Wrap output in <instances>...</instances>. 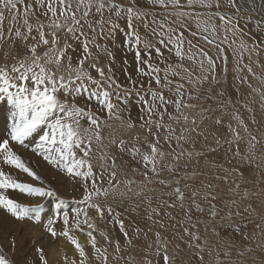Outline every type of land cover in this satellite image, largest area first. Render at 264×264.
Segmentation results:
<instances>
[{
	"label": "snow or ice",
	"instance_id": "snow-or-ice-1",
	"mask_svg": "<svg viewBox=\"0 0 264 264\" xmlns=\"http://www.w3.org/2000/svg\"><path fill=\"white\" fill-rule=\"evenodd\" d=\"M147 2L162 9H174L175 11L170 15H175L178 19H195L198 31L191 32V35L199 34L205 44L216 50V56L209 55V51L193 45L192 41L185 37L184 31L174 29L164 21L158 23L153 21L157 23V27L151 32V37L155 39L142 36L134 26V22L143 20L147 13L139 7L138 0H0V53H2L0 99L6 100L11 105L9 111L12 120L7 137L3 135L0 127V162L26 174L32 181H40L43 185L41 177L12 147V142L24 145L26 138L41 132L39 143L33 151L38 152L50 165L81 184L83 195L80 203L84 207L76 210L71 224L69 212L64 211L62 231L57 233L53 226L61 218L58 205L55 216H50L44 225L54 238L59 234L75 246L79 260H66V264H94V262L109 264L107 248L97 246L98 241L94 235L97 232L95 220L96 218L104 220L106 215L113 216V209L106 201L120 184H124L128 192H133L132 185L137 183L135 179H117L116 158L107 152L100 155L104 163L98 170L93 164V145H103L105 138L102 131L108 121L118 120L128 129L138 126L144 131L143 138L140 135L132 138L134 143L124 139H120L118 144L114 139L110 143L117 144L121 152L129 153L133 160L141 164L143 171L140 174L150 183L149 173L160 177L166 169L168 173L174 174L178 172L179 163L184 157L191 161L193 156L205 155L203 150L190 151L184 148V144L192 143L194 148L195 142L191 133H195L198 137L203 136L205 140L208 139L199 130L195 116L190 120L189 113L200 107L199 115L202 123L207 119L203 113L212 109H205L202 105L190 101L199 100V86L209 81L218 82L217 60L222 62L223 70L225 74L227 73L228 57L225 47L232 51L234 57L237 52L239 53L236 69L238 72L247 69L248 74L264 85V72L257 75L252 67L254 63L256 67L264 69V64L260 61L261 53L264 52V41H256L251 37L252 43L249 44L244 39L249 33L239 26V21L244 20L245 27L253 24L256 33L264 34V17L254 19L251 12L255 9L251 8L249 11V8L245 7V4L251 6L254 0H226L227 6L235 9V14L220 11L221 0H186V4L181 0H147ZM194 6L209 10L215 8L216 11H210L207 19H201L202 13L184 10L193 9ZM213 17L219 19V25ZM120 19H125L127 22L129 31L125 43L128 49L134 52L137 66L136 78L126 72L125 83H121L115 77L112 68V63L115 62L113 53L98 42L99 39L105 38L106 35L111 36L115 32L118 27L116 21ZM6 22L7 33H5ZM181 27H184L183 21ZM218 29L223 33L222 38L219 37ZM237 40L239 45L234 49L233 45ZM6 44L10 46L4 51ZM165 52L168 53L167 56ZM245 53L250 63L244 64L241 68L239 64L243 63ZM101 55L108 57L107 64L101 63ZM254 56L255 60H253ZM237 79L252 88L247 76H238ZM165 91L168 93L167 96ZM236 91L239 93L240 89L237 88ZM252 91L257 92L259 89L252 88ZM133 95L137 98L136 104L140 112L138 124L133 122L130 115L128 119L122 115L128 111ZM219 95L223 96L224 93L220 92ZM81 98L85 99L86 103H79ZM261 100L264 101V92L261 93ZM227 103L231 105L232 101L229 100ZM165 117L169 123L165 122ZM3 120V109L0 107V124ZM232 120L236 124L234 126L230 121L227 125V130L232 135L229 143L240 139L238 128L248 131V126L238 111L232 114ZM181 121L185 127L177 130L172 122L180 124ZM214 123L220 126L222 120L217 117ZM253 123H255L254 119ZM251 139L255 141L256 137L252 136ZM216 144H220L219 138L216 139ZM176 148L180 151H176ZM207 150L214 152L216 149L208 146ZM167 157L171 158V162L164 163ZM184 167L187 168V164ZM137 171L136 168L131 169L132 173ZM196 175L198 173H192L193 177ZM185 178H188L187 172ZM158 183L171 189L166 195L175 196L181 209L185 208V200L190 201L184 213L187 221L192 220L193 211L205 212L204 205L197 197L207 204V214L211 218L217 216V205L214 203L217 196L213 191H205L201 194L200 190L196 189L191 191L190 196H186L185 189L190 185L185 184L182 188L180 179L161 178ZM204 187L212 189L213 185L209 183ZM236 188L239 189V185ZM10 190L32 197L57 196L54 189L19 181L0 167V208L18 220L29 218L40 222V206L29 207L17 202L6 194ZM229 191L233 190L229 189ZM136 195H141V192H136ZM165 203L168 208L177 206L174 202ZM230 203L236 204V200H231ZM148 206V220H153V214L160 215L159 207H151L150 198ZM89 210L96 214L95 217L89 215ZM235 214L240 215L238 211ZM166 215L171 219L170 213ZM117 222L126 243L131 245L132 237L129 236L123 220ZM154 222L160 223L163 227L162 222ZM184 223L183 220L178 221L183 228L184 236L190 237L192 242L199 241L201 239L199 234L190 231L188 227H183ZM195 227V224H191V228ZM235 230L239 231V228ZM74 231L86 236L87 245L81 244L78 237L70 235ZM143 231L140 227L134 228L137 239ZM99 234L109 245L114 244L116 253L121 251L119 240L113 241L104 231H100ZM144 235L147 238L146 232ZM154 236V242L149 243L147 249L154 250L155 264H161V260L163 264H172L166 240L161 238L159 232H155ZM193 246L203 250L198 243L189 244V247ZM88 247L91 249L90 252L86 250ZM36 251L40 253L41 264H47L43 251L39 248ZM200 259L203 260V257L201 256ZM0 264H15L14 260L4 252L3 247H0ZM142 264H153V259L145 257Z\"/></svg>",
	"mask_w": 264,
	"mask_h": 264
},
{
	"label": "rangeland",
	"instance_id": "rangeland-1",
	"mask_svg": "<svg viewBox=\"0 0 264 264\" xmlns=\"http://www.w3.org/2000/svg\"><path fill=\"white\" fill-rule=\"evenodd\" d=\"M181 2L186 4V0H181ZM221 2L222 7L220 11L235 14V9L231 8L230 10L226 0H221ZM138 4L147 13V16L143 20L134 22V26L142 36L155 39L151 37L152 29L157 27V23L153 21H164L166 25L184 31L185 37L190 39L193 45L209 51V55L216 56V50L205 44L199 34L197 36L191 35V32L198 31L195 19H178L175 15H170L171 12L175 11L174 9H162L149 4L147 0H138ZM245 7L249 8V11H251V8L255 9L254 12H251L254 19L264 17V0H254L251 6L245 4ZM184 10L202 13L205 16L204 18L201 16V19H207L206 16L210 11H216L215 8L209 10L198 6H194L193 9L185 8ZM213 19L219 25V19L217 17H213ZM181 21H183L184 27H181ZM116 23L118 27L115 32L111 36L106 35L105 38L99 39L98 42L106 46L113 53L115 58V62L112 63L113 72L121 83H125L126 72L131 74L134 79L136 78L137 66L134 59V52L129 50L125 43V38L129 31L127 22L125 19H120ZM239 26L241 28L245 27L244 20L239 21ZM244 30L249 33V35L244 37L246 41L248 40L247 42L249 44L252 43L251 37H254L256 41H264V34L256 33L253 30V24H248ZM218 32L219 37L222 38L223 33L219 29ZM5 33H7V22L5 24ZM238 45L239 40L233 45V48H238ZM9 46L7 44L4 45L3 50L7 51ZM225 52L228 57L227 73L225 74L223 70L222 62L217 60L216 78L218 82L212 83L209 81L203 84V86H199V100L190 101L191 103L202 105L205 109H212V111L203 113L207 119H204L202 123H200V107H197L189 113L190 120L195 116L199 124V130L208 139L205 140L203 136L198 137L195 133H191L192 139L195 142L194 148L192 143L184 144V148L190 151L203 150L205 152L204 156H193L191 161L187 157H184L179 163L178 172L174 174L168 173L166 169L161 173L160 177L152 176L149 173L151 178V182L149 183L140 174L143 171L141 164L133 160L129 153L121 152L117 146L120 139L134 143L133 137L140 135L143 138L145 133L138 126L133 129H128L126 126H122L118 120L108 121L107 126L102 131V135L105 138L103 145H93V164L96 168L99 169L100 165L104 163L100 159V155L107 152L110 156L116 158L118 180L135 179L137 181L136 184L132 185L133 192H128L125 185L120 184L117 190L111 193L106 201L113 209V216L108 217L106 215L104 220H100L99 218L95 220L97 232L94 235H96L98 241L97 246L107 248L109 264H142L145 257L153 259V264H155L154 250L150 251L147 249V245L154 242L155 232H159L161 238L166 240L168 253L172 258V264H264V107H262L264 101L261 100L264 85L248 74L247 69L240 72L236 70L239 60L238 52L235 57L227 47H225ZM167 55L168 53L165 52V56ZM255 59L256 57L254 56L253 60ZM100 60L102 64L109 62L108 57L103 55H101ZM260 61L264 64V52L261 53ZM248 63L250 61L245 53L243 63L239 64V67L243 68V65ZM163 66L161 65V67ZM252 67L257 75L264 72V69L256 67L254 63ZM238 76H247L248 83L252 85V88L259 89V91L253 92L252 88L248 87V84L241 83L237 79ZM145 84H147L146 79ZM153 88H155L154 84ZM237 88L240 89L239 93L236 91ZM220 92H223L224 95L220 96ZM165 95H168L166 91ZM136 99L135 95L131 97L128 111L122 113V115L125 119H128L130 115L133 122H137L138 124L140 112L136 104ZM229 100L232 101L231 105L227 103ZM5 102L6 100L0 99V107L2 104L6 105L5 112L8 115L10 111L8 112L7 110H10L11 105ZM79 103L84 104L86 101L81 98ZM237 111L247 124L248 131L245 132L242 128H238L240 139L229 143L228 141L232 140V135L228 132L227 125L231 121L235 126L236 122L232 120V114ZM217 117L222 120L220 126L214 123ZM253 119L255 123H253ZM165 122L169 123L167 117H165ZM172 123L177 130L180 127H185L182 121L180 124ZM9 126L12 125L9 124ZM5 127H7L6 124ZM46 130L45 128L44 131ZM37 134L34 133L28 138H34L33 142L38 144L39 135L42 133L39 132L38 136ZM8 135L6 133L4 136L7 137ZM252 136L256 137L255 141L251 139ZM28 138L25 141L26 144ZM217 138L220 140L219 145L216 144ZM113 139L117 141V144L110 143ZM16 144V142H12L13 150L41 177L43 185H41L40 181H32L26 174L3 165L2 162H0V167H3L6 172H10L19 181H29L28 183H34L35 186H46L54 189L57 196L32 197L27 194H22L19 191L11 190L6 193L21 204L28 205L29 207L35 205L40 206V225L36 226L35 229L41 230V234L37 242L31 240V235L29 234H26L23 241L20 236L24 232L23 229L26 226L24 224L31 223L30 225H33V222H35L34 219L25 218L18 220L6 210L0 208V247H3L4 252L14 260L15 264H41L39 260L40 253L36 251L37 248L43 251L47 264H66V260L71 261L72 259L78 261V253L74 252L76 250L75 246L66 237L59 234L54 238L44 227L47 219L50 216H55L58 205L61 218L53 226L57 233L62 231V213L65 211L63 208L66 204L76 203L79 204L80 208L84 207L80 203L82 193L78 188V181L75 182L76 180L72 177L45 161L38 152H34L33 149L36 148L37 144L33 145V147L30 144H28V147L17 144L14 147ZM208 146L214 147L216 150L209 152L207 150ZM176 151H180V149L176 148ZM110 162L109 160L108 163ZM168 162H171L170 157H167L164 161V163ZM185 164H187V168L184 167ZM132 168H136L138 171L132 173ZM186 172L188 178H185ZM193 172L198 173V175L193 177ZM161 178L168 180H173L174 178L180 179V186L182 188L185 184L190 185L189 188L185 189L186 196H190L191 191L196 189H199L201 194L205 191H213L217 196V200L214 201L217 205V216L214 219L211 218L207 214V204L197 197L199 202L204 205L205 212L197 213L193 211L192 220L190 222L187 221L184 213L190 201L185 200V208L181 209L179 207V201L176 200L175 196L166 195L171 189L165 188L158 183V180ZM105 179H107V173H105ZM209 183L213 185L212 189H206L204 187V185ZM237 185H239V189L236 188ZM229 189L233 191H229ZM138 191L141 192L139 196L136 195ZM121 193H124V195H121ZM245 193L247 194L246 196ZM149 198L151 199V207L160 208V215L156 216L153 214V220L147 219ZM231 200H236V204H231ZM61 201L63 203H60ZM165 202H174L177 206L175 208H168ZM161 205L163 206L161 207ZM237 211L240 215L235 214ZM166 213L171 214V219ZM230 213L231 218H229ZM74 215L75 211L69 214L70 224ZM89 215L95 217L96 214L89 211ZM118 220H123L129 236L132 237L131 245L126 243L120 231ZM182 220L185 221L183 227H188L190 231L199 234L201 237L199 241L192 242L190 237L184 236L183 228L178 224V221ZM13 221L16 222L14 223ZM154 221L162 222L163 227H161L160 223H155ZM22 223L23 225H21ZM15 224L21 227L16 229L19 238L15 235ZM191 224H195L196 227L191 228ZM135 227H140L144 230L139 234V239L135 236ZM237 227L239 231L235 230ZM149 228H151V231H149ZM100 231L106 232L113 241L119 240L121 245V251L119 253L115 252L114 244L109 245L104 240L99 234ZM145 232L147 233V238H145ZM70 235L78 237L81 244L87 245V242L83 240L86 236L80 232L74 231ZM13 241L15 243L14 248ZM190 243L200 244L203 250L201 251V249L194 246L189 247ZM154 247L155 245L153 244ZM86 250L91 251L90 247ZM201 256L203 260L200 259ZM117 257L121 258L118 259ZM94 264H98V262H94ZM161 264H163L162 260Z\"/></svg>",
	"mask_w": 264,
	"mask_h": 264
},
{
	"label": "bare ground",
	"instance_id": "bare-ground-1",
	"mask_svg": "<svg viewBox=\"0 0 264 264\" xmlns=\"http://www.w3.org/2000/svg\"><path fill=\"white\" fill-rule=\"evenodd\" d=\"M222 3V2H221ZM225 8V7H224ZM228 10V9H227ZM230 10H231V8H230ZM205 12V11H204ZM226 12V11H225ZM228 12V11H227ZM208 13V12H207ZM230 13V12H229ZM207 15V14H206ZM204 16L205 15H202V17L204 18ZM207 17V16H206ZM219 21V20H218ZM194 22V21H193ZM158 23V22H157ZM241 24V23H240ZM245 29L247 28V27H244ZM249 28V27H248ZM248 31V30H247ZM219 33V32H218ZM248 41V40H247ZM261 60H263V59H261ZM6 103V102H5ZM2 109H3V117H4V120L2 121V124H0V127H2V131H3V134L5 135L6 133H10V129H11V126H9V124H11L12 125V120H11V115H9L10 114V112H9V109H8V107H7V111L9 112L8 113V115H7V113L5 112V109H6V105H4V104H2ZM11 121H10V120ZM5 124H6V126L7 127H5ZM36 134V133H35ZM38 134H39V132H38ZM38 134H37V136H38ZM27 139V138H26ZM36 139V138H35ZM38 139V138H37ZM34 141V138H28V140H27V144L25 143L24 144V146H26V147H28V144H30L31 145V147H33V145H36L37 143H34L33 142ZM31 142V143H30ZM15 146H17V144L16 145H14V147ZM25 149V148H24ZM18 152H22V151H18ZM25 154V153H24ZM28 155V154H27ZM35 167V166H34ZM97 170H98V168H97ZM41 174V173H40ZM26 179H27V177H26ZM28 180V179H27ZM29 182V181H28ZM75 182H77V180L75 181ZM79 183V182H78ZM78 188H79V190H80V192L82 193V195H83V188H82V186H81V184L79 183V185H78ZM21 197V196H20ZM64 204H65V202H64ZM80 208V206H79V204H76V203H73V204H66L65 206H64V210L65 211H67V212H69V214H71L73 211H75L76 212V210L77 209H79ZM89 211H91V210H89ZM47 213H48V211H47ZM34 215V214H33ZM45 218V217H44ZM25 221V220H24ZM14 223L16 222V221H13ZM30 222H32L31 220H30ZM18 223H20V222H18ZM31 223H28V224H24V225H26L25 226V229H23V234L20 236V238H22V240H23V238L26 236V234H29V235H31V240H33L34 242H37V240H38V237H39V235L41 234V230H39V229H35V227L36 226H38V225H40V222H33V225H30ZM21 225H23V223L21 224ZM30 226V227H29ZM32 226V227H31ZM6 227V226H5ZM8 227V226H7ZM17 227V228H16ZM18 228H21L20 227V225H16L15 224V235L16 236H18V238H19V235L17 234V232H16V229H18ZM28 237V236H27ZM17 238V239H18ZM25 239V238H24ZM20 240V239H19ZM18 240V241H19ZM21 240V241H22ZM84 240V242H87V238H85V239H83ZM24 241V240H23ZM22 241V242H23ZM32 241V242H33ZM21 244V243H20ZM23 244V243H22ZM74 252L75 253H77L76 252V250H74Z\"/></svg>",
	"mask_w": 264,
	"mask_h": 264
}]
</instances>
